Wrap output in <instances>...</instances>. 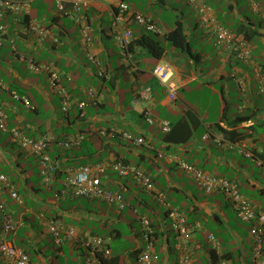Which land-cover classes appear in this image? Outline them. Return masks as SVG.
<instances>
[{
    "label": "crops",
    "instance_id": "crops-1",
    "mask_svg": "<svg viewBox=\"0 0 264 264\" xmlns=\"http://www.w3.org/2000/svg\"><path fill=\"white\" fill-rule=\"evenodd\" d=\"M117 1L92 0L80 10L66 4L90 24L89 43L82 39L81 24L62 14L55 0H32L29 14L1 9L0 81L7 88L0 89V108L7 119L0 121V173L7 175L10 186L0 181V202L5 203L16 228L4 231L0 212V241L10 240L23 249L28 264H88V257L89 264H104L101 255L97 257L90 247L67 238L63 230L56 235V229L74 227L81 236L85 232L99 234L94 230L97 225L110 226V257L120 256V264H139L137 252L146 244L139 217L147 214L157 232L154 249L160 254L153 264H178L179 250L166 206L132 178L111 169L102 175L103 187L124 194L123 209L101 198L75 197L65 189V171L70 166L126 160L145 169L156 187L167 193L170 205L186 215L188 224L196 226L188 235L195 264H217L220 260L253 264L254 222L240 219L224 192L203 190L177 162L182 159L237 180L243 195L258 210H264V169L228 144L239 139L264 153V94L259 91L264 84V0H203L221 24L248 41L251 56L246 60L218 46L189 0H185L187 7L178 4L179 0H144L145 5L139 0H124L165 32L183 22L189 40L188 50H181L165 33L160 34L165 45L161 57L135 45V69L123 63L113 34L111 12ZM31 20L39 22L40 32L29 29ZM124 27L131 28L135 38L148 33L133 20ZM55 36L58 42H54ZM29 59L50 63L61 73V85L73 100L68 111L62 109L58 86L47 72L33 71ZM161 60L172 69L171 79L177 86L173 100L152 72ZM145 85L150 87L149 100L135 102V93ZM90 87L98 93V102L91 101ZM12 91L28 96L32 107L15 99ZM78 101H84L85 106L80 108ZM146 108L155 119L170 121L172 130L164 132L147 122ZM13 126L30 138H47V153L59 161L50 184L44 182L37 154L12 142L9 128ZM102 128L124 130L133 138L101 136L97 131ZM206 134L209 136L204 137ZM80 135L85 151H95L93 155L82 154L76 147L79 144L61 143ZM136 137L144 142L137 143ZM11 188L20 193V200L12 198ZM136 223L141 225L139 231ZM122 225L132 232L136 243L118 251L111 244L124 235ZM211 233L219 240L218 248L209 240ZM7 263L0 254V264Z\"/></svg>",
    "mask_w": 264,
    "mask_h": 264
},
{
    "label": "built area",
    "instance_id": "built-area-1",
    "mask_svg": "<svg viewBox=\"0 0 264 264\" xmlns=\"http://www.w3.org/2000/svg\"><path fill=\"white\" fill-rule=\"evenodd\" d=\"M32 0H0V14L1 9L7 10L13 13H30V4ZM57 9L67 16L73 18L76 22L81 24L82 39L84 42L89 43L91 26L85 22L81 15L74 13L72 10L66 7V4H71L76 10L86 8L90 5L92 0H55ZM198 11L201 23L206 27L209 33L215 36L217 44L224 51L233 54L240 59H249L251 56V48L248 41L239 34L223 24H221L212 9V7L206 4L203 0H189ZM112 15V29L114 37L119 45V54L123 63L127 64L129 69L136 68V61L131 49V44L135 38L131 28L124 27V24L133 20L142 25L146 31L154 33H165V31L150 17L144 15L141 12L134 11L131 6L124 0H118L111 12ZM3 29V27H0ZM29 29L33 31L40 30V26L36 21L29 23ZM44 32V31H43ZM57 42L58 39L55 37ZM92 57V56H91ZM29 67L35 72L45 71L49 74L51 82L58 86V91L62 96V109L68 111L73 103L70 93L66 88L61 85L62 75L61 73L50 63L37 62L34 59H29ZM153 74L157 79L162 82L168 91V96L171 100L176 98V83L171 79L172 69L168 62L159 61L152 69ZM100 74H103L100 72ZM7 88V85L0 81V89ZM259 91L264 94V84L259 86ZM13 96L17 100H21L24 104L31 108V101L28 96L20 95L16 91H12ZM91 101L98 102L99 95L92 87L88 89ZM150 98V87L145 85L140 88L134 96L135 102H146ZM80 108L85 106L84 101H78L77 104ZM144 116L147 122L158 125L164 132H170L172 130L171 122L165 119H155L150 109L146 108ZM7 114L0 108V121L5 122ZM12 141L22 147L25 150L37 154L41 165L43 166L44 182L50 184L53 180L55 172L59 166V162L50 158L46 151L48 140L45 137L40 139H33L26 136L19 127H11L10 129ZM100 133L106 135H121L125 138H133L132 134L119 129H107L102 128ZM206 134L204 137H208ZM84 139L83 135L77 138H67L62 141V144L69 146L73 144H80ZM137 143L144 142L142 137H136ZM219 144L223 143L221 137L217 138ZM231 148H235L244 156L253 160L259 167L264 169V153L260 154L257 151L249 148L248 143L243 140L228 141ZM178 166L191 175L200 185V187L207 191L219 190L224 192L230 199L232 206L237 216L244 221H254L253 227V264H264V210H258L253 202L243 195L238 187L236 180L217 175L202 168H199L185 160H179ZM108 169L113 170L117 174L123 177L132 178L137 184H139L145 190L153 193L157 200L164 204L168 210V216L171 219V225L176 236V248L179 250L178 264H195L192 246L188 243V235L191 229L195 228V225L188 224L186 215L176 207H172L167 201V193L156 187L152 177L146 172L145 169L131 162L113 161V162H95L91 164H85L78 167H68L66 170L65 189H67L71 195L75 197H95L106 200L109 204L115 205L119 209H123L126 206V199L121 191L105 188L102 185V175L107 172ZM0 181L5 185L10 186V182L6 174L0 173ZM12 198L16 200L21 199L20 193L15 189H10ZM0 212L4 217V231H9L16 228V223L12 220L8 214L7 207L4 202H0ZM40 218L44 220L45 215L39 214ZM142 225V234L146 238V245L138 252L137 260L139 264H153L158 259V253L154 249V230L152 227V221L147 214H141L139 217ZM63 230L66 237L69 239H75L91 248L93 254L98 256L101 254L104 257L111 255V249L109 247L107 239L99 234L85 232L81 236L78 235L74 227H60L56 229V235L58 231ZM209 239L213 242L215 248L220 246L219 240L214 234H209ZM0 254L10 264L15 261L17 264H28L27 253L14 245L10 240L2 239L0 241ZM86 262L91 263V258L88 257ZM217 264H226V261L220 260Z\"/></svg>",
    "mask_w": 264,
    "mask_h": 264
},
{
    "label": "trees",
    "instance_id": "trees-1",
    "mask_svg": "<svg viewBox=\"0 0 264 264\" xmlns=\"http://www.w3.org/2000/svg\"><path fill=\"white\" fill-rule=\"evenodd\" d=\"M65 15V14H64ZM33 20H31L30 22H32ZM36 21V20H34ZM29 22V23H30ZM37 22V21H36ZM37 24L39 25V22H37ZM40 26V25H39ZM38 32H40L38 30ZM239 34V33H238ZM159 33H154V32H150L148 31V33H143L141 36L137 37V38H134L132 44H131V49L133 50V47L135 45H141V46H144L146 48H148L154 55H156L157 57H161L164 50H165V45L163 44V40L159 37ZM165 37L166 39L175 47V48H178V49H181V50H188L189 48V40H188V36L185 32V26L183 24V22L181 21H178L174 27L172 29L169 30V32H165ZM58 41H59V38L57 36H55ZM245 39V38H244ZM57 41V42H58ZM54 42H56L54 40ZM20 94V93H19ZM20 95H24V94H20ZM30 99V98H29ZM31 101V100H30ZM32 105V103H31ZM27 107V106H26ZM28 108V107H27ZM15 127V126H13ZM11 128V127H10ZM9 128V129H10ZM20 128V127H19ZM21 129V128H20ZM22 130V129H21ZM110 130V129H109ZM10 131V130H9ZM101 129L98 130L97 132H99V134L101 136H103L101 133H100ZM22 132L24 133V131L22 130ZM11 133V132H10ZM25 134V133H24ZM106 135H111L110 133L106 134ZM112 136H120V137H123L121 135H112ZM68 138V137H67ZM65 138V139H67ZM125 138V137H124ZM128 139V138H127ZM11 140H12V136H11ZM235 140H239V139H235ZM235 140H231V141H235ZM63 140H61V143H62ZM84 140L81 141V143L79 145H77L76 147H79L82 151V154L84 155H87V156H91L93 155V152H86L85 149H84ZM13 142V141H12ZM14 143V142H13ZM15 144V143H14ZM64 145V144H63ZM66 146V145H65ZM20 147V146H19ZM22 148V147H21ZM256 151V150H254ZM260 154H263L262 152H259ZM77 155V154H76ZM50 156V155H49ZM51 159L55 160V161H58L57 159H54L50 156ZM250 159V158H249ZM119 161H123V162H129V161H126V160H119ZM253 161V160H252ZM59 162V161H58ZM254 162V161H253ZM86 164H91V163H86ZM85 165V164H83ZM137 165V164H136ZM74 167H78V166H74ZM59 169V166L56 170L55 173H57ZM218 175V174H217ZM7 176V175H6ZM222 176V175H221ZM225 177V176H224ZM66 178V177H65ZM230 179H233V178H230ZM234 180V179H233ZM237 181V180H236ZM238 187H239V184H238ZM239 190H240V187H239ZM215 191H219V190H215ZM211 192H214V191H211ZM222 192V191H221ZM241 192V190H240ZM122 193V192H121ZM242 193V192H241ZM123 194V193H122ZM243 194V193H242ZM124 195V194H123ZM167 212V215H168V210H166ZM169 217V216H168ZM170 218V217H169ZM151 219V218H150ZM152 221V220H151ZM251 222H254V221H251ZM255 223V222H254ZM172 226V225H171ZM152 227H153V230H154V234H153V239H154V246L156 245V237H157V232L155 231V228H154V225H153V222H152ZM253 227H254V224H253ZM194 229V228H193ZM191 232V231H190ZM210 240V239H209ZM188 243L191 245V242L189 241L188 239ZM213 243V242H212ZM214 245V244H213ZM215 247V246H214ZM142 249V248H141ZM140 249V250H141ZM139 250V251H140ZM158 253V251H156ZM192 253H193V249H192ZM138 254V252H137ZM193 257H194V254H192ZM158 259L160 258V254L158 253ZM110 257V256H109ZM104 257V256H100V259L102 260V262L104 264H115V262L118 264H120V256L119 257ZM157 259V260H158ZM156 260V261H157ZM179 260V259H178ZM154 263V262H153Z\"/></svg>",
    "mask_w": 264,
    "mask_h": 264
},
{
    "label": "rangeland",
    "instance_id": "rangeland-1",
    "mask_svg": "<svg viewBox=\"0 0 264 264\" xmlns=\"http://www.w3.org/2000/svg\"><path fill=\"white\" fill-rule=\"evenodd\" d=\"M144 2V0H139V2L138 3H140V5H145V2ZM170 1H172V0H170ZM180 1V0H179ZM178 1V4L180 3V5H182V6H184V7H187V2L185 1V0H183V1H180L179 2ZM160 10V8L158 9V11ZM258 128V131L260 132V135L262 136L263 135V130H262V128H260L259 126L257 127ZM263 137V136H262ZM264 139L263 138H261V141H263ZM44 176V175H43ZM136 225V228H137V230L139 231L140 229H141V225L139 224V223H136L135 224ZM122 227L124 228V235L123 236H121V237H119V238H117V239H114V240H112V244H111V246H112V248L114 249V250H121L123 247L124 248H128V247H133V246H135V241H136V238L134 237V235L132 234V232L130 231H128V227L126 226V227H124L123 225H122ZM96 232H98L100 235H102V236H104L106 239H107V241L109 242V237H110V235H111V228H110V226H108V227H105V226H99V225H97L96 226V228L94 229ZM144 236V235H143ZM146 240V239H145ZM143 242H144V240H143ZM146 243V242H145ZM146 245V244H145ZM144 245V246H145Z\"/></svg>",
    "mask_w": 264,
    "mask_h": 264
},
{
    "label": "clouds",
    "instance_id": "clouds-1",
    "mask_svg": "<svg viewBox=\"0 0 264 264\" xmlns=\"http://www.w3.org/2000/svg\"><path fill=\"white\" fill-rule=\"evenodd\" d=\"M115 161H116V160H115ZM94 163H95V162H94ZM70 167H71V166H70ZM73 167H74V166H73ZM66 170H67V169H66ZM65 172H66V171H65ZM65 179H66V178H65ZM110 189H111V188H110ZM82 197H84V196H82ZM253 204H254V203H253ZM263 244H264V242H263ZM99 255H101V254H98V256H99ZM98 256H97V257H98Z\"/></svg>",
    "mask_w": 264,
    "mask_h": 264
}]
</instances>
